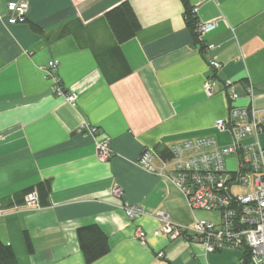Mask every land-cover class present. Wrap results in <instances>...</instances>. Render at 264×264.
Here are the masks:
<instances>
[{
    "label": "crops",
    "instance_id": "crops-1",
    "mask_svg": "<svg viewBox=\"0 0 264 264\" xmlns=\"http://www.w3.org/2000/svg\"><path fill=\"white\" fill-rule=\"evenodd\" d=\"M13 1L0 0V203L9 206L43 180L52 185L48 206L0 215V241L12 247L17 263L86 264L76 230L97 224L109 252L91 264H243L236 250L206 253L158 232L157 211L181 226H192L196 211L174 183L141 167L138 158L146 148L198 136L227 144L213 127L228 115L225 80L238 94L231 105L264 111V0H187L200 22L216 24L202 37L217 46L209 53L194 46L181 0H24L26 20L8 24ZM123 1L141 27L120 45L130 74L110 84L94 50L114 43L103 16ZM68 23L70 34L50 37ZM208 58L222 67L212 71ZM51 59L59 60L58 76L76 94L75 107L54 93L44 71ZM209 75L217 80L210 95L203 90ZM82 126L109 138L108 161L99 159L97 138ZM126 205L138 207L140 216L130 219ZM137 228L146 245L135 238Z\"/></svg>",
    "mask_w": 264,
    "mask_h": 264
},
{
    "label": "built area",
    "instance_id": "built-area-1",
    "mask_svg": "<svg viewBox=\"0 0 264 264\" xmlns=\"http://www.w3.org/2000/svg\"><path fill=\"white\" fill-rule=\"evenodd\" d=\"M28 3L24 0L7 4V23L16 24L26 20ZM195 11V9H194ZM216 28L215 22H198L197 32L202 40L204 34ZM203 41V40H202ZM203 51L209 53L217 46L204 42ZM208 67L217 71L222 64L208 58ZM58 59L48 61L44 71L54 83V93L65 97L72 106L76 105V94L62 86L58 76ZM217 80L213 75L206 77L203 90L213 93ZM229 105L228 115L214 121V129L229 139L227 144H219L212 135L178 140L169 146L170 157L160 156L153 148H146L138 158V164L149 172L170 180L185 196L190 211L218 212L217 223L207 219H196L192 226L172 223L162 211L155 216L162 221L158 232L170 240L188 239L203 247L206 253H217L226 249L240 253L242 262L264 264V111L231 105L238 94L233 82L222 83ZM245 92L253 96V87L248 84ZM97 138V154L101 161L112 156L110 140L98 128L85 126ZM233 158L235 168H228L227 161ZM156 160L158 163H156ZM114 195L122 196L119 187ZM41 208L36 191L25 195L21 204L4 207L0 203V215L8 211L38 210ZM127 216L134 219L140 216L138 207H124ZM135 238L146 245V233L141 228L135 231ZM163 257V252L157 254Z\"/></svg>",
    "mask_w": 264,
    "mask_h": 264
},
{
    "label": "trees",
    "instance_id": "trees-1",
    "mask_svg": "<svg viewBox=\"0 0 264 264\" xmlns=\"http://www.w3.org/2000/svg\"><path fill=\"white\" fill-rule=\"evenodd\" d=\"M181 2L184 6V22L192 34L193 44L199 46L202 51L204 43L197 32L199 20L194 7L190 6L187 0H181ZM103 19L112 33L114 43L106 48L94 50V55L103 76L111 84L130 74V67L120 51V45L133 38L141 26L128 1H123L108 10ZM30 28L34 32L42 33V30L34 24H30ZM71 32L72 24L68 23L50 37L59 39ZM153 149L164 158L170 157L169 146L158 144ZM51 190V180H43L16 195L9 206L13 203L21 204L26 194L36 191L41 207H46L49 205ZM76 235L86 264L95 262L109 252L108 237L97 224L78 227ZM24 236L28 251L32 252L33 246L27 232L24 233ZM0 264H18L12 247L2 241H0ZM243 264H248L247 260H244Z\"/></svg>",
    "mask_w": 264,
    "mask_h": 264
},
{
    "label": "rangeland",
    "instance_id": "rangeland-1",
    "mask_svg": "<svg viewBox=\"0 0 264 264\" xmlns=\"http://www.w3.org/2000/svg\"><path fill=\"white\" fill-rule=\"evenodd\" d=\"M228 168L233 169L235 165L233 163V158L230 157L227 161ZM197 219H207L211 220L212 222L217 223L219 221V213L218 212H207V211H197L196 213Z\"/></svg>",
    "mask_w": 264,
    "mask_h": 264
}]
</instances>
